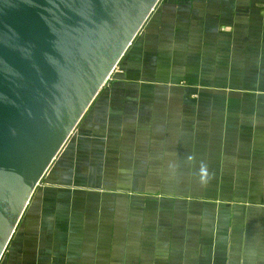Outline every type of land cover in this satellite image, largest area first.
<instances>
[{
    "label": "rangeland",
    "instance_id": "rangeland-1",
    "mask_svg": "<svg viewBox=\"0 0 264 264\" xmlns=\"http://www.w3.org/2000/svg\"><path fill=\"white\" fill-rule=\"evenodd\" d=\"M179 1H160L39 186L36 217H23L0 264H222L219 234L233 220L243 233V218L254 225L264 214V189H249L254 179L264 187V172L252 143L227 140L226 99L211 95L210 81L166 73L163 41L174 42L178 61L180 37H206L175 21L151 27L164 4ZM148 39L156 43L150 55ZM140 48L143 56L133 57ZM149 58L160 67L154 73ZM177 87H188L186 98L173 94Z\"/></svg>",
    "mask_w": 264,
    "mask_h": 264
},
{
    "label": "water",
    "instance_id": "water-1",
    "mask_svg": "<svg viewBox=\"0 0 264 264\" xmlns=\"http://www.w3.org/2000/svg\"><path fill=\"white\" fill-rule=\"evenodd\" d=\"M161 0H0V260Z\"/></svg>",
    "mask_w": 264,
    "mask_h": 264
},
{
    "label": "crops",
    "instance_id": "crops-1",
    "mask_svg": "<svg viewBox=\"0 0 264 264\" xmlns=\"http://www.w3.org/2000/svg\"><path fill=\"white\" fill-rule=\"evenodd\" d=\"M155 16L150 24L158 31L166 27H162L163 25L175 21L187 31L201 30L205 33L206 37L200 40L201 42L192 39L190 35L179 38L185 48L179 51L178 61L171 56L174 53V42L163 41L161 46L163 52L162 49L161 52L165 56L163 65L168 68L166 73H169L170 78L174 76L195 78L200 83L210 81L211 95H222L226 99L229 120L226 122L227 140L230 143L236 141L252 143L248 150L255 154L251 158L255 160L257 168L261 167L260 169L264 172L262 169L264 168V0L170 2L164 4ZM145 43L147 49L144 48V51L147 50L146 53L150 55L156 43L151 39L145 40ZM203 48H205V55ZM142 49L135 50L133 57L143 56ZM146 61L149 64V73H154L158 70L157 68H160L156 65L157 60L149 58ZM177 88L179 91L173 94L186 98L188 87ZM85 123L81 122L80 126L82 127ZM220 123L211 122V125L215 128L219 127ZM244 148L241 146L240 149L244 150ZM238 149L239 147L235 148V150ZM228 159L235 158L232 155ZM261 180H252L249 189H254L255 185L260 190L264 189ZM39 203H42L40 199L33 198L24 216L28 214L26 218L36 217L34 215ZM235 217L238 218L233 216V219ZM255 219L256 222L253 225L243 218L241 225L246 228L243 233H238L233 220L230 229L225 234H219L220 239L217 240V245L223 249L218 251L223 252L222 264H264L263 210L262 214L260 213ZM24 235H29V232L24 231L22 236ZM181 236L183 239V234ZM187 251L192 252L193 249L187 248ZM148 254L154 256L152 252ZM186 254L182 252L181 257L183 258ZM194 255L196 256V253ZM74 258V261L83 259H78L77 256ZM218 258L220 261V255ZM194 259L198 260L197 257ZM181 260L183 263L184 259ZM148 261V264H155L160 260L152 257ZM166 263L169 264V260ZM73 264L76 263L73 262Z\"/></svg>",
    "mask_w": 264,
    "mask_h": 264
},
{
    "label": "bare ground",
    "instance_id": "bare-ground-1",
    "mask_svg": "<svg viewBox=\"0 0 264 264\" xmlns=\"http://www.w3.org/2000/svg\"><path fill=\"white\" fill-rule=\"evenodd\" d=\"M117 70V69H116Z\"/></svg>",
    "mask_w": 264,
    "mask_h": 264
}]
</instances>
